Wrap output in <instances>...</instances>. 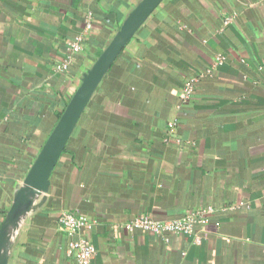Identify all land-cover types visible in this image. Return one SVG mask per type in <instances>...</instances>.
<instances>
[{"label": "crops", "instance_id": "1", "mask_svg": "<svg viewBox=\"0 0 264 264\" xmlns=\"http://www.w3.org/2000/svg\"><path fill=\"white\" fill-rule=\"evenodd\" d=\"M139 1L0 0V227L83 73ZM78 36L82 53L58 71ZM208 208L192 233L124 227ZM66 212L88 221L93 264H264V0L163 1L99 85L9 264H71Z\"/></svg>", "mask_w": 264, "mask_h": 264}, {"label": "water", "instance_id": "2", "mask_svg": "<svg viewBox=\"0 0 264 264\" xmlns=\"http://www.w3.org/2000/svg\"><path fill=\"white\" fill-rule=\"evenodd\" d=\"M164 0H140L91 67L82 75L58 122L17 188L0 227V264H9L16 236L29 215L46 203L51 178L82 115L99 85L138 30Z\"/></svg>", "mask_w": 264, "mask_h": 264}, {"label": "built area", "instance_id": "3", "mask_svg": "<svg viewBox=\"0 0 264 264\" xmlns=\"http://www.w3.org/2000/svg\"><path fill=\"white\" fill-rule=\"evenodd\" d=\"M87 31L92 28V17L87 19ZM84 38L78 36L67 43V53L64 60L57 65L58 71H68L73 59L76 55L83 51ZM219 63L224 60L223 56L217 58ZM199 77L192 78L185 82L184 85V100H190L196 91V86ZM213 211L212 208L203 211L189 213L181 218L159 220L151 216L141 214L132 221L125 224V228L129 231L143 229L150 231L156 235L166 237L170 233L187 234L192 233L196 224L207 222V214ZM62 227L69 230L73 235H77L68 245L67 252L73 258L71 264H93V259L97 253L95 243L83 236V231L88 224L85 217L74 213L66 212L60 217Z\"/></svg>", "mask_w": 264, "mask_h": 264}, {"label": "trees", "instance_id": "4", "mask_svg": "<svg viewBox=\"0 0 264 264\" xmlns=\"http://www.w3.org/2000/svg\"><path fill=\"white\" fill-rule=\"evenodd\" d=\"M71 97V96H70ZM70 99V98H69Z\"/></svg>", "mask_w": 264, "mask_h": 264}]
</instances>
